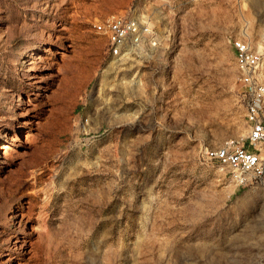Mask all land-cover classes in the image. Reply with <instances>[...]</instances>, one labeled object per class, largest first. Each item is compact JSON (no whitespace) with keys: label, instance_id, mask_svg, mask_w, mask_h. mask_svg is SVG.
Wrapping results in <instances>:
<instances>
[{"label":"rangeland","instance_id":"374dc122","mask_svg":"<svg viewBox=\"0 0 264 264\" xmlns=\"http://www.w3.org/2000/svg\"><path fill=\"white\" fill-rule=\"evenodd\" d=\"M230 37L264 68V0H0V264H264V178L203 155L247 136Z\"/></svg>","mask_w":264,"mask_h":264},{"label":"built area","instance_id":"2783aa9c","mask_svg":"<svg viewBox=\"0 0 264 264\" xmlns=\"http://www.w3.org/2000/svg\"><path fill=\"white\" fill-rule=\"evenodd\" d=\"M93 31L106 38L115 60L139 57L143 50L156 47V35L144 18L110 14L96 20ZM236 81L247 127L245 142H224L205 149V160L225 170L238 187L251 186L264 178V68L262 55L244 37H230Z\"/></svg>","mask_w":264,"mask_h":264},{"label":"bare ground","instance_id":"6f19581e","mask_svg":"<svg viewBox=\"0 0 264 264\" xmlns=\"http://www.w3.org/2000/svg\"><path fill=\"white\" fill-rule=\"evenodd\" d=\"M9 147L8 146H2V148H0V151H3L2 156L3 158H8L9 157Z\"/></svg>","mask_w":264,"mask_h":264}]
</instances>
